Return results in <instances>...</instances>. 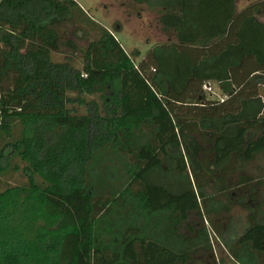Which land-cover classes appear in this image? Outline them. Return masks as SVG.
Masks as SVG:
<instances>
[{
  "label": "trees",
  "instance_id": "1",
  "mask_svg": "<svg viewBox=\"0 0 264 264\" xmlns=\"http://www.w3.org/2000/svg\"><path fill=\"white\" fill-rule=\"evenodd\" d=\"M129 3L172 34L137 64L77 0H0V174L26 177L0 192V264H191L233 206L231 259L264 264L262 184L237 173L264 160V0ZM105 149L128 161L112 196L87 184Z\"/></svg>",
  "mask_w": 264,
  "mask_h": 264
},
{
  "label": "rangeland",
  "instance_id": "2",
  "mask_svg": "<svg viewBox=\"0 0 264 264\" xmlns=\"http://www.w3.org/2000/svg\"><path fill=\"white\" fill-rule=\"evenodd\" d=\"M77 1L83 8L88 10L95 20L115 35L135 64L144 57L148 50L165 44L172 39V34H165L161 29L157 13L147 10L144 6L137 7L129 3V0ZM255 1L258 0H236V11H240ZM259 20L264 22V17L259 18ZM205 92L210 98L222 97L214 84L211 85L210 91L205 90ZM262 95L264 100V93ZM93 99L100 103L97 96H94ZM18 131L15 130V135ZM127 162L125 157L110 149L101 151L90 163L87 170L88 186L97 194L116 195L128 180ZM10 167L11 169H8V172L0 174V192L7 186H15L26 182V177L22 171V163L18 159L14 160ZM237 173L248 174L252 176L254 181H259L262 184L259 189V202L261 203L259 216L264 222V160L261 156H258L251 162H242L237 169ZM232 182H235V180L232 179ZM212 192L213 190L206 189L207 195ZM216 206L221 207L222 205L216 203ZM246 214L239 206H233L228 213H221V228H224L225 231L222 237L216 236L208 223L204 222L205 238L212 247V254L195 256L191 264H238L231 259L227 246L233 244L242 232ZM115 220L113 218L106 222L107 227L113 231V233L111 230L107 231V234L112 236L115 234ZM106 223H103L101 227H104ZM247 256L243 257L244 261H248ZM248 262L252 263L254 261Z\"/></svg>",
  "mask_w": 264,
  "mask_h": 264
},
{
  "label": "built area",
  "instance_id": "3",
  "mask_svg": "<svg viewBox=\"0 0 264 264\" xmlns=\"http://www.w3.org/2000/svg\"><path fill=\"white\" fill-rule=\"evenodd\" d=\"M204 89L207 90V91H210V90H211V87H209V86L207 85V86H204Z\"/></svg>",
  "mask_w": 264,
  "mask_h": 264
},
{
  "label": "crops",
  "instance_id": "4",
  "mask_svg": "<svg viewBox=\"0 0 264 264\" xmlns=\"http://www.w3.org/2000/svg\"><path fill=\"white\" fill-rule=\"evenodd\" d=\"M260 22H262V23L264 24V22H263V21H260Z\"/></svg>",
  "mask_w": 264,
  "mask_h": 264
}]
</instances>
